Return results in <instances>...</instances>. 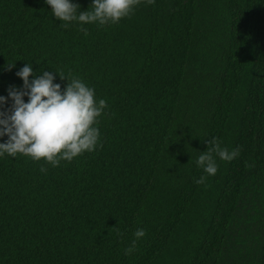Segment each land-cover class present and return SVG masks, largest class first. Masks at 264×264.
Here are the masks:
<instances>
[{"label": "trees", "instance_id": "trees-1", "mask_svg": "<svg viewBox=\"0 0 264 264\" xmlns=\"http://www.w3.org/2000/svg\"><path fill=\"white\" fill-rule=\"evenodd\" d=\"M63 23L46 0H0V110L27 64L107 103L95 151L0 157V264H264V0H141L115 25ZM213 138L239 156L197 184Z\"/></svg>", "mask_w": 264, "mask_h": 264}, {"label": "clouds", "instance_id": "clouds-1", "mask_svg": "<svg viewBox=\"0 0 264 264\" xmlns=\"http://www.w3.org/2000/svg\"><path fill=\"white\" fill-rule=\"evenodd\" d=\"M46 3L51 6L55 18L64 22L61 26L67 28L72 22L99 26L118 24L121 19L134 14L141 0H93L87 11H81L80 5L71 0H46ZM147 3L154 4L155 0H147ZM80 31L88 35L87 28L81 27ZM42 72V75L30 80L34 71L32 65L27 64L16 73L24 82L23 90L9 88L13 104L7 111L0 110V137H9L7 142L0 143V157L22 154L33 161L44 160L52 167H58L61 161L72 162L85 152L96 150L100 142V131L96 125L107 103L104 99L97 103L95 89L71 73L65 76L56 71L61 80L66 79L68 82L66 90L62 91L61 85L54 83L56 77L53 73ZM25 96L29 98L27 103ZM7 102V97L0 96V109ZM207 143V150L196 160L197 166L206 173L195 181L201 185L206 184L208 176L216 175V157L231 162L240 153L239 149L229 151L222 147L216 138ZM40 171L46 172L47 169L41 167ZM145 235L143 229H137L135 239L126 253L131 254L136 240Z\"/></svg>", "mask_w": 264, "mask_h": 264}]
</instances>
